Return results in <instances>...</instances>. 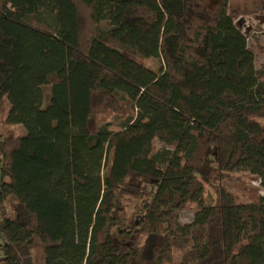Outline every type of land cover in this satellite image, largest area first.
<instances>
[{"label":"trees","instance_id":"16d2710c","mask_svg":"<svg viewBox=\"0 0 264 264\" xmlns=\"http://www.w3.org/2000/svg\"><path fill=\"white\" fill-rule=\"evenodd\" d=\"M206 1L0 0V264H264V193L225 187L264 190V78Z\"/></svg>","mask_w":264,"mask_h":264},{"label":"rangeland","instance_id":"374dc122","mask_svg":"<svg viewBox=\"0 0 264 264\" xmlns=\"http://www.w3.org/2000/svg\"><path fill=\"white\" fill-rule=\"evenodd\" d=\"M219 3V0H207L206 5L208 9L215 8ZM227 12L234 16V19L242 31L248 36L249 48L255 53L256 56V67L264 78V0H227ZM111 23H102L103 29H108ZM140 63L152 71L154 74H159L164 69V62L161 58H153L147 60H140ZM50 87L44 88V103L43 106H47L50 96ZM5 108L8 110L10 108L9 103L4 100ZM0 109V120L2 110ZM6 110V112H7ZM114 117L102 118L100 119L101 124L104 122H113ZM264 123V121H262ZM2 127V128H1ZM8 129L16 136H24L27 132L23 126L12 125L5 122L2 126L0 125V130ZM112 131H119L117 127H111ZM2 133L0 131V137ZM156 150H159L163 145L156 141L154 143ZM110 160H106V167H108ZM3 180L0 174V189L3 185ZM225 187L230 191L231 194L235 195L239 201L249 202L251 200L257 199L258 196L264 193L261 185V181L254 175L241 172L233 173L229 176L225 182ZM206 203L213 204L215 202V193L213 189L206 185ZM126 205V215L131 217L134 212L135 200L128 199L125 202ZM197 208L195 205H189L185 210L180 213V221L182 224H189L193 221ZM4 240L0 232V249L3 246ZM179 257V254H176Z\"/></svg>","mask_w":264,"mask_h":264}]
</instances>
